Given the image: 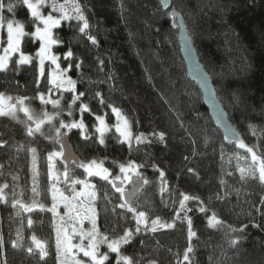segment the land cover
Segmentation results:
<instances>
[{
  "label": "trees",
  "instance_id": "trees-1",
  "mask_svg": "<svg viewBox=\"0 0 264 264\" xmlns=\"http://www.w3.org/2000/svg\"><path fill=\"white\" fill-rule=\"evenodd\" d=\"M37 1L0 0V47L5 28L21 24L27 35L19 51L31 58L23 65L13 61L0 71V98L10 101L0 115V264H57L58 256L46 252L47 244H42L46 255L41 259L34 242H51L47 198L40 195L38 212L33 209L27 216H21L26 208L20 204H34L26 195L28 152L35 149L41 161L59 151L58 132L67 131L60 125L74 122L85 125L83 132L71 129L67 134L74 153L106 166L135 165L147 181L135 203L142 200L140 211L150 222L155 219L166 227L134 236V223L116 210L121 201L115 197L105 204L98 198L99 237L111 242L131 232L130 242L120 251L132 264H264V185L251 160L256 155L258 162L264 161V0H170L239 136L235 146L213 126L180 58L176 21L157 0L41 1L38 10L43 15L69 16L53 30L60 41L54 55L63 69L71 65L66 76L75 81V93L60 94L55 107L43 104L34 59L39 41L31 35L38 23L30 3ZM78 15L89 25L84 33ZM67 51L73 52L69 59L64 58ZM81 92L85 95L73 102ZM18 101L35 115L50 118L38 131L34 125L32 136ZM81 103L88 105L89 113L80 111ZM112 108L129 123L132 145L121 143L110 125L104 144L99 143L93 131L95 116L108 121ZM239 152L251 162L243 171L233 161ZM44 178L42 174L39 180L43 186ZM69 186L59 183L67 196L72 195ZM46 191L43 187L40 193ZM184 195L190 199L182 207ZM189 229L195 235L189 237ZM107 255L105 264H117L116 255Z\"/></svg>",
  "mask_w": 264,
  "mask_h": 264
},
{
  "label": "snow or ice",
  "instance_id": "snow-or-ice-1",
  "mask_svg": "<svg viewBox=\"0 0 264 264\" xmlns=\"http://www.w3.org/2000/svg\"><path fill=\"white\" fill-rule=\"evenodd\" d=\"M78 20L83 21V25L79 28V31L81 33H84L85 30L89 27L87 21H85L83 15H78L76 17ZM67 19V17H65ZM42 23H45L48 25V28L50 29H42L40 27H36L34 32L31 33L32 37L36 38L39 41V50L36 52V56L39 58V73L42 76L44 72V62L45 60H48L51 62L52 65H55L57 69L60 68V65L57 63L58 57L54 54H52V47L53 45H59L60 41L55 39L53 37L52 30L57 28L58 26L61 25V20L57 21L55 19H51L49 21H43ZM26 32H21L19 35H12L11 33H7V48L4 49L5 55L0 56V71H4L7 68V61H8V56L7 53L9 52H17L20 50V45H21V37L26 36ZM91 43L93 45L97 44V40L94 38H90ZM73 56L72 51H67L64 54L65 59H69ZM7 58V59H6ZM29 62V56L21 55L19 60L17 61L18 64H26ZM77 68H80V65H76ZM71 71V65L69 64L67 68L64 69L63 72L59 73V76H51L49 77V83H56L58 87L64 88L65 91H71L75 93V81L71 78H66L65 73ZM85 93H79V96L73 97V102L75 100L79 99V97L84 96ZM97 96L100 95V93L96 94ZM39 99L41 101H44L43 95L39 96ZM0 103H2V98H0ZM20 103L21 107L20 110L25 113V115L28 117L29 120L33 121L35 124V130H40L41 126L45 123V120L43 118L40 119H35L33 115L30 114L29 108L23 106V101H18ZM53 103H58V102H53ZM101 103L103 101L101 100ZM80 111L82 113H89L90 109L88 105L81 103L80 105ZM113 114L118 118L122 119L120 116V112L116 108H112ZM5 113L0 110V115H4ZM95 120L98 122L99 126L95 128V131L100 134V144H104V133H105V118L103 116L96 115ZM61 128L67 127L69 129H80L81 132L84 131L85 125L83 122H74L70 124H61ZM116 132L119 133L120 137H123L125 141H130L131 140V135L128 131L127 124L123 127L120 126L118 123L116 126ZM28 135L32 136L34 135V129L32 127L28 128ZM64 135V133H59L57 136V142L59 141V137ZM161 140L164 139L163 135L161 134ZM137 141L141 140V137L136 138ZM240 147H244L243 144L240 145ZM33 152H35V149H32ZM63 152H51L50 155L48 156V177L50 180H53V164L52 160L54 157L62 156ZM252 161L254 162V165L257 162V157L256 155H252ZM81 167L84 169V172L89 176V177H94L98 176L100 177L101 180L106 181L108 184H111L113 186V189L115 192L119 193V199L121 201L125 200V193H126V183L132 182V176H136L138 180H144V177L141 176L136 170H135V165L129 163L126 166L121 165L119 168V172L122 174L121 176H117L114 180L109 179L110 173L107 168L100 167L95 164V162L91 164H82ZM243 171V170H242ZM255 172V168H254ZM258 180L260 184L264 185V161H259L258 165ZM67 175V174H66ZM160 177L163 179L164 173L160 172ZM58 179V177L56 178ZM117 181H119L117 183ZM145 183L147 182L146 180L144 181ZM72 185L75 186L76 184H81L83 183L85 189H91L94 186L90 184L87 181H80V180H72ZM7 187V185H5ZM3 189H0V192H2ZM72 191L75 192V188H72ZM59 189L57 188H52V205L50 208L46 209L47 211L52 213V217L54 220H56L59 217V203L63 202L64 208L67 210L66 215H68L69 219H73L75 222L79 224H83L84 219H87L92 227L88 231H84L83 228H80L79 230L76 227H73L71 230V234L68 233L66 228L59 227L56 229V251L58 254V259L60 257V254L63 253V259L60 260V264H85L84 261L78 260L75 258L73 255V249H76L79 252H82L83 257L88 258L90 261V264H105L106 261L109 260V255L107 254H102L99 253V245L102 243H107V248L109 249L110 253L115 254L117 257V264H119V260H123V264H132V261L129 259V257L124 256L121 251H120V243L121 240H113L111 242H107V238L105 237H99V234L96 230V217H95V208L92 206H85L84 204H80L79 207L83 209V213L81 214L80 212H77L76 216L73 217L71 213L73 211H76L77 205L74 203L77 201L80 197H88L89 201L94 200L95 198V192L94 191H81V192H76L75 195H73L71 198L68 196L63 195L62 193L59 194ZM2 198V197H0ZM190 199L189 196L184 195L183 200L180 201L181 206L183 207L184 202L188 201ZM21 208H26L28 212H31L33 209L31 206H26L24 204H20ZM120 207L124 208L127 207V210L129 212H132L136 216V232H139V225L145 221V212L144 211H139L136 213V210L132 208L130 205L126 203H122ZM41 210H45L43 205H40ZM201 212H204V208H200ZM214 219V218H213ZM60 220L62 221L63 218L60 217ZM33 221L31 219L28 220L29 226H31ZM152 227L150 231L155 232L157 231V225L159 227H164L165 225L160 224L158 220H152L151 221ZM220 221H216V224H219ZM189 225H191V221H189ZM167 227H171V225H167ZM235 231V230H234ZM192 235H195V233L191 232V229H189V237ZM74 236H79L81 240L88 238V244L87 246H84L82 243H77L73 244L72 243V237ZM132 237L131 232H125L124 236L122 237V242L123 243H129L130 239ZM36 246L40 249V256L41 259H44L46 252L44 249V246L40 244L38 241H35ZM232 244H235L236 241L232 240ZM15 246V244H14ZM29 253L33 251L31 247L28 248ZM188 251H191V248L188 249ZM184 259L187 261L188 260V255L185 253Z\"/></svg>",
  "mask_w": 264,
  "mask_h": 264
},
{
  "label": "rangeland",
  "instance_id": "rangeland-1",
  "mask_svg": "<svg viewBox=\"0 0 264 264\" xmlns=\"http://www.w3.org/2000/svg\"><path fill=\"white\" fill-rule=\"evenodd\" d=\"M41 1L44 2L43 0H39V1H37V3H33V4L30 3L31 15H32V17L34 19H36V22L38 23V27H40L42 29H47V30L50 31V29L48 28V25L45 24V23H42L43 21H49L50 22L51 19H55L57 21H59V20L63 21V20H67L69 18V16H67V15L63 16V17H60V18L59 17L57 18L55 16H50V15H43L38 10V7H39ZM65 17H67V19H65ZM53 30H52V33H53ZM21 32H24V29H23L21 24H11V25H9V26H7L5 28V33H6L5 34V38L6 39H5L4 44L0 47V56L5 55L4 49L7 48V33H11L12 35H19ZM21 40H22V37H21ZM54 46L55 45H53V47H52V54H54ZM16 55H18V57H16ZM21 55H24V54L21 53L20 51L7 53V56H8L7 67L13 61H15V63L17 65H21V64L17 63V61L19 60ZM34 59L37 62V67H38V72H39V58L36 56ZM30 60H31V58L29 57V62H30ZM57 63L60 65L59 69H57L55 65H52L50 61L45 60L43 75L41 76L40 73H39V77L41 78V81H42L43 94L45 95V96H43L44 97V101H41V100L40 101L43 104H48L51 107H55V103H53V102H55L56 98L60 94H62L64 92L65 93H68V92L71 93V91H65L64 88L58 87L56 83H52V84L49 83L50 75L58 77L59 73L64 71V69L62 68V65L59 62V60H57ZM65 77L67 78L66 73H65ZM9 102L10 101H8V100H6V101L2 100V103H0V110H2L4 112V109L7 108ZM21 112L20 113L24 116V118L26 120H29L28 117L25 115V113L23 111H21ZM30 114L33 115V117L35 119L43 118L45 120L44 124L48 123L49 120H50V118L47 117L45 114H41L39 116L35 115L32 110H30ZM29 121H31V120H29ZM31 122L33 123V121H31ZM118 123L120 124L121 127H123L125 125V123H126L128 131H129V133L131 135L129 123L123 117H122V119H118L112 112L111 116L109 117V120L107 121L105 119V133H104V136L108 133L109 125H110L112 132L119 138L121 143H125V144H127L129 146L132 145V142H133L132 141V135H131V140L130 141H125L124 138L120 137L119 133L116 132V126H117ZM98 126H99V124L95 120L94 124H93V131H94L96 137L98 138V140H100V134L95 131V128L98 127ZM69 130H71V129L67 128V131H65L64 134H66V135L69 134L68 133ZM55 136H57V135H55ZM56 152H60V150L56 151ZM240 154L241 155H236V157L234 158L233 161L238 163L240 165V167L242 168V170H243V168H246V166H249L251 164V162L249 160H247V158H248L247 156L244 157L243 156L244 154H242V153H240ZM27 155L28 156L26 158L27 159L26 171H28L29 175L27 177L28 184H26L27 185V190L26 189L25 190H26L27 197L30 199V201H32L34 203L33 205H31L32 209H34V210H36L38 212L39 208H38L37 200L39 199L40 195H42V196L44 195L47 198L48 206H49V208L51 207V205H52V188L59 189L58 196H59L60 193H62L63 195L67 196L59 188V183L67 182L70 179V182H69L70 186L69 187H71L70 188L71 191H72V188L74 187L75 188V192L72 191V195L68 196L69 198H71L73 195H75L76 192H81V191H94L95 192L94 200L89 201L88 197L85 196V197H80L77 201H75L74 203L77 205V209H76V211H73L71 213V215L73 217H75L77 212H80L81 214L83 213V209L79 207L80 204H84L85 206H89L90 205V206L94 207L95 208V217H96V230H97V228H98V220H97L98 217L96 215L97 214L96 203L98 201V198L101 196L102 202L106 204L107 202L108 203L114 202V199L116 197L115 194L112 191H110V195H108L110 197H108L106 195V193L100 195V193L98 191L97 184L95 182V178H100V177H98V176L89 177L84 172L83 173L84 176H82V179L80 181H87L90 184H92L94 187L91 188V189H85L83 183L76 184L75 186H73L72 183H71L72 180H74V178L72 177L73 175L72 174H67L66 175L64 173L62 167H60L59 169L57 168V163L60 162V157H61V156H58V157H54L53 160H52V164H53V173H52V175H53L54 179L50 180L49 177H48V157L45 160L39 161L40 159H37L36 156L33 154V152L29 151ZM86 164H91V163H86ZM258 165H259V162L257 161L255 167L253 166V169L255 168V172H257V173H258ZM98 166H100V165H98ZM120 166H116V167L105 166V168H107L109 173H110L109 179H115L117 176H121L122 175L119 172ZM100 167H102V166H100ZM251 168H252V166H251ZM135 170L141 175L139 169L136 166H135ZM244 171L247 172L245 169H244ZM42 174H45V178L44 179H46V182L44 183L45 184L44 186L41 185L40 181H39L40 179H42ZM258 175H259V173H258ZM57 177H58V179H56ZM110 177H112V178H110ZM102 185H104L105 188H108L107 189L108 191L110 190L109 186H111V185L108 184L107 182L106 183L104 182ZM43 187H46L47 191L43 192V193H40L41 190L43 189ZM96 196H97V198H96ZM141 202H142V200H140L138 202L139 204L135 203L134 206L132 207V208H134L136 210V213H138L141 210ZM116 210L121 211L124 215H126L128 217V219L132 223H134V229H133V235L134 236L138 235L139 233H141V234L143 233L144 235H146V234L150 235V233H152V231H150V229L152 227H154V226L152 225L150 220L146 217V215H145V221L142 222L139 225V229L140 230L137 233L136 232L137 224H136V216H135V214L132 213V212H129L126 207L122 208V207L117 206V205H116ZM66 211L67 210L64 208L63 202L59 203V208H58L59 217L56 220L53 219L52 213L48 211V213H49L48 217L51 218V220H50L51 221V226L53 227V234L51 235V240H50L51 242H48V243L42 242V243H40V244H47V251L46 252L52 251L57 256H58V254H57V251H56V242H55V240H56V229L57 228H59V227L66 228L68 233L71 234V230H72L73 227H76L78 230L80 228H83L84 231H88L92 227L91 223L87 219H84L82 225L77 223V222H75L73 219H69L68 215H66ZM23 213L26 216L28 215V211L25 210V209L21 210V216H22ZM60 217L63 218L62 221L60 220ZM16 218L18 220L21 219L19 214L18 215L16 214ZM156 227L159 228L158 225ZM164 228H166V227L164 226ZM118 240H121V243L119 245L120 249H121L122 246L127 244V243H123L122 242V237L120 239H118ZM88 242H89L88 238H85V239L81 240V238L79 236L72 237V243L73 244L82 243L84 246H87ZM102 247H105V251H106L105 253L101 252V248ZM98 251H99V253H102V254H112V253H110L109 249L107 248V244H104V243L99 245ZM73 255L75 256L76 259L84 261L85 264H90V261L88 260V258L83 257L82 252H79L76 249H73ZM62 259H63V253L60 254V257L58 259L57 264H60V260H62Z\"/></svg>",
  "mask_w": 264,
  "mask_h": 264
},
{
  "label": "water",
  "instance_id": "water-1",
  "mask_svg": "<svg viewBox=\"0 0 264 264\" xmlns=\"http://www.w3.org/2000/svg\"><path fill=\"white\" fill-rule=\"evenodd\" d=\"M161 10L165 13L170 12L171 18L176 21L178 29V50L182 63L185 67L186 75L189 81L194 84L200 94L201 102L208 112L209 118L212 121L213 126L222 134L225 141L229 145H238L239 136L231 126L225 111L218 101L216 91L212 85V82L206 73L203 65L198 60L191 39L186 31V28L175 11H171L170 0H157ZM28 127L34 128V124L27 120ZM59 141H56V145L60 151L63 152L61 156V162L65 165L68 171L73 164L75 168L79 167V158L74 153L72 146L69 142L68 135L59 137ZM118 183V182H117ZM162 186V192L165 189L164 181H160ZM144 180H138L136 176L132 177V182L128 184V189L125 193L124 203L132 206L136 198L140 195L144 188Z\"/></svg>",
  "mask_w": 264,
  "mask_h": 264
},
{
  "label": "flooded vegetation",
  "instance_id": "flooded-vegetation-1",
  "mask_svg": "<svg viewBox=\"0 0 264 264\" xmlns=\"http://www.w3.org/2000/svg\"><path fill=\"white\" fill-rule=\"evenodd\" d=\"M57 141V140H56ZM60 150V149H59ZM78 156V155H77ZM78 158H79V162H80V164H79V167L78 168H75L74 167V165L72 164L71 166H70V168H69V170L67 171L66 170V167H65V165L61 162V160H60V165H61V167H62V169H63V171H64V173L65 174H72L73 176V178L74 179H76V180H81L82 179V176H84L83 175V173H84V169L81 167V165L82 164H86V163H93V162H95V164L96 165H100V166H102V167H104L105 168V164H103L102 162H99V161H88V162H86L84 159H82V158H80L79 156H78ZM60 159H61V157H60ZM142 176V175H141ZM77 177V178H76ZM133 177V176H132ZM110 178H112V177H110ZM114 180V179H113ZM144 181H145V179H144ZM70 182V179H69V181H67V182H65V183H69ZM95 182H96V184H97V187H98V191H99V193H100V195L101 194H105V193H107L106 191H108L107 189L108 188H105L104 187V185H102L104 182L106 183V181H103V180H101L100 178H95ZM117 182H119V181H117ZM128 184L129 183H126V185H125V187H126V190L128 189ZM144 184H145V186L147 185V182L145 183L144 182ZM111 185V184H110ZM145 186H144V188H145ZM109 188H110V190H109V193H110V191H112L114 194H115V196L119 199V193H117V192H115L114 191V189H113V186L111 185V186H109ZM144 188H143V190H144ZM142 190V191H143ZM142 193V192H141ZM140 193V194H141ZM140 196V195H139ZM138 196V197H139ZM137 197V198H138ZM96 198H97V196H96ZM137 198H136V200H137ZM96 200V199H95ZM120 200V199H119ZM136 200H135V202H136ZM121 201V200H120ZM135 202L133 203V205L131 206V207H133L134 206V204H135ZM122 203H124L123 201H121V204ZM127 208V207H126ZM99 228V227H98ZM98 228H97V231H99L98 230Z\"/></svg>",
  "mask_w": 264,
  "mask_h": 264
}]
</instances>
